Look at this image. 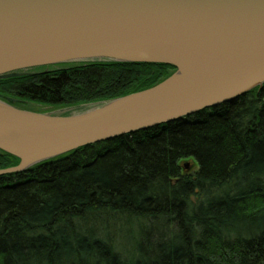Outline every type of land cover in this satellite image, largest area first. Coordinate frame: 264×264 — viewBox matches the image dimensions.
I'll use <instances>...</instances> for the list:
<instances>
[{
	"label": "trees",
	"instance_id": "obj_1",
	"mask_svg": "<svg viewBox=\"0 0 264 264\" xmlns=\"http://www.w3.org/2000/svg\"><path fill=\"white\" fill-rule=\"evenodd\" d=\"M53 68L0 80V98L30 111L93 105L174 72L153 64ZM18 164L0 152V171ZM0 264H264V84L0 176Z\"/></svg>",
	"mask_w": 264,
	"mask_h": 264
},
{
	"label": "water",
	"instance_id": "obj_2",
	"mask_svg": "<svg viewBox=\"0 0 264 264\" xmlns=\"http://www.w3.org/2000/svg\"><path fill=\"white\" fill-rule=\"evenodd\" d=\"M91 63L174 72L149 89L57 112L23 110L0 98V152L19 160L0 176L260 89L264 0H0V80Z\"/></svg>",
	"mask_w": 264,
	"mask_h": 264
},
{
	"label": "rangeland",
	"instance_id": "obj_3",
	"mask_svg": "<svg viewBox=\"0 0 264 264\" xmlns=\"http://www.w3.org/2000/svg\"><path fill=\"white\" fill-rule=\"evenodd\" d=\"M59 67H61V66H56V68H53V70H55V69H57ZM42 69L43 68H41L40 70H42ZM49 70H52V69H49ZM32 71H35V70H31L30 72H32ZM28 108L32 109L33 111H38V112H57V110H52V109H49V108H46V107L37 106V105H30V106H28Z\"/></svg>",
	"mask_w": 264,
	"mask_h": 264
},
{
	"label": "flooded vegetation",
	"instance_id": "obj_4",
	"mask_svg": "<svg viewBox=\"0 0 264 264\" xmlns=\"http://www.w3.org/2000/svg\"><path fill=\"white\" fill-rule=\"evenodd\" d=\"M46 70V69H45Z\"/></svg>",
	"mask_w": 264,
	"mask_h": 264
}]
</instances>
